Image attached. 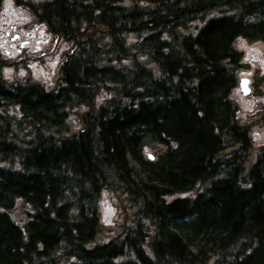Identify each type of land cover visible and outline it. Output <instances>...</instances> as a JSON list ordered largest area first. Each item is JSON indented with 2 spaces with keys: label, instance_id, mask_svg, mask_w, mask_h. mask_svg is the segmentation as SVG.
Segmentation results:
<instances>
[{
  "label": "trees",
  "instance_id": "16d2710c",
  "mask_svg": "<svg viewBox=\"0 0 264 264\" xmlns=\"http://www.w3.org/2000/svg\"><path fill=\"white\" fill-rule=\"evenodd\" d=\"M14 1L71 48L52 88L0 54V264H264V146L232 98L264 0ZM103 191L122 219L96 243Z\"/></svg>",
  "mask_w": 264,
  "mask_h": 264
},
{
  "label": "rangeland",
  "instance_id": "374dc122",
  "mask_svg": "<svg viewBox=\"0 0 264 264\" xmlns=\"http://www.w3.org/2000/svg\"><path fill=\"white\" fill-rule=\"evenodd\" d=\"M37 25L34 16L30 12L29 8L23 4H18L14 0H4L2 8L0 10V54L3 58L10 60H17V45L16 48H12L10 42L4 43L1 40L2 32L7 31L10 34H17L20 31L22 41L27 40V32L33 33V27ZM48 35V34H47ZM31 39V38H30ZM35 39L29 40V46H27L28 51H26L27 56L25 59V65H16L8 66L2 71V75L7 79H23L24 77H30L31 79L43 83L46 87L52 88V82L56 78L58 61L61 60V55L64 51H67L71 43L65 42L62 39H59L57 49L45 56H37V60L32 59L34 53ZM19 47V45H18ZM239 47L246 51L245 57H243L244 64L246 65V71L248 75H253L256 71H261L264 67V45L260 42H247L243 41ZM21 56V57H22ZM144 60V58H142ZM149 67L155 72V75H158L156 67L154 64H148ZM250 70V71H248ZM157 72V74H156ZM260 74V73H259ZM238 77L242 75L241 71H238ZM264 89V88H263ZM260 98L244 99L241 97L239 91L236 95V102L240 107L241 118L244 123L254 122L253 117H256L254 109L259 110L262 105H264V93ZM83 110H86L85 107H80ZM70 125V133L76 132L80 125L76 122V117L71 115L70 120L68 121ZM72 123V124H71ZM76 124V125H75ZM251 138L255 146H260L264 144V124L256 125L252 128ZM148 154L152 155V152L144 150L143 155L146 158ZM102 208H101V223L103 225L102 238L105 240L99 241V235L96 238L95 242H106L112 237H108L111 234L119 232L118 223L120 222L119 211L111 204L110 194L108 192L102 193ZM108 237V238H107ZM107 238V239H106Z\"/></svg>",
  "mask_w": 264,
  "mask_h": 264
},
{
  "label": "flooded vegetation",
  "instance_id": "af4514ba",
  "mask_svg": "<svg viewBox=\"0 0 264 264\" xmlns=\"http://www.w3.org/2000/svg\"><path fill=\"white\" fill-rule=\"evenodd\" d=\"M38 41H40V40L37 39L36 42H38ZM42 42L45 43V44H48L49 43L48 40H46V39H43Z\"/></svg>",
  "mask_w": 264,
  "mask_h": 264
},
{
  "label": "water",
  "instance_id": "95a60500",
  "mask_svg": "<svg viewBox=\"0 0 264 264\" xmlns=\"http://www.w3.org/2000/svg\"><path fill=\"white\" fill-rule=\"evenodd\" d=\"M244 82V81H243ZM243 93H246L245 91H243Z\"/></svg>",
  "mask_w": 264,
  "mask_h": 264
}]
</instances>
